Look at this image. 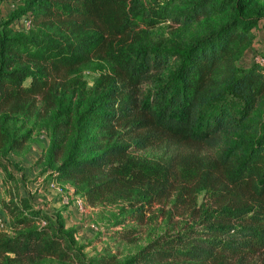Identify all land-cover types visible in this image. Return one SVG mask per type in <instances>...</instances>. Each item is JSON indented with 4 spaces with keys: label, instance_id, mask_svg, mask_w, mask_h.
Listing matches in <instances>:
<instances>
[{
    "label": "trees",
    "instance_id": "1",
    "mask_svg": "<svg viewBox=\"0 0 264 264\" xmlns=\"http://www.w3.org/2000/svg\"><path fill=\"white\" fill-rule=\"evenodd\" d=\"M213 1L197 0L175 14L180 0H23L0 21L4 158L34 134L32 128L10 132L6 122L43 118L50 126L45 166L58 162L51 178L71 184L89 206L117 203L125 210L128 204L134 208L129 218L143 222L154 205L171 202L162 211L177 229L121 264H264V124L255 135L241 131L264 106V68L240 63L255 41L252 29L264 19V5L234 0L231 20L190 41L151 32L168 21L201 20ZM26 15L31 27H16ZM171 58L177 65L168 79L143 95L142 86ZM95 60L111 69L90 90L82 70ZM89 126L101 130L103 142L84 137ZM231 132L235 137L225 141ZM150 147L174 154L165 162L133 154ZM209 148H219L216 157L204 155ZM8 166L0 160L12 183L10 196H0V216L7 222L11 216L21 228L0 233V264H85L77 229L20 193L13 170L19 166Z\"/></svg>",
    "mask_w": 264,
    "mask_h": 264
},
{
    "label": "rangeland",
    "instance_id": "2",
    "mask_svg": "<svg viewBox=\"0 0 264 264\" xmlns=\"http://www.w3.org/2000/svg\"><path fill=\"white\" fill-rule=\"evenodd\" d=\"M196 1L197 0H180L174 13L176 14L186 8H190ZM257 2L264 5V0H252V3ZM20 4L15 3L14 0H2L0 21L7 19ZM213 5L214 7L211 14L203 17L201 20L193 21L190 24H175L172 21H168L152 29V35L155 38L166 36L175 42L190 41L197 35L205 34L209 30H214L218 25L231 20L234 14V0H214ZM215 5L218 9H216ZM14 25L16 27L20 26L17 22ZM252 30L255 35L256 46L253 47L254 41L245 51L244 56L240 60V63L243 65L253 63V58L256 53L263 51L262 47L264 46V40L260 39L259 33L264 31V19L259 21ZM176 65L177 62L174 58H171L164 70L159 75L155 76L152 82L142 86L143 95L151 94L158 84L166 81ZM110 69L111 65L107 61L102 60H95L85 66L82 73L87 87L92 90L98 78L102 74L110 72ZM94 97H96L97 99H94L98 102L100 101L101 104L106 103L105 98ZM246 123H250L251 126H245L241 130L243 135L250 136L259 133L264 124V106L254 110ZM6 127L13 133H23L29 128L34 130V134L22 148L15 150L9 157L5 158L3 154L0 153V160L6 164L8 170H10L8 165L11 163L19 166L18 169L15 167L13 170L19 181L18 186L20 193L27 195L31 198L34 205L45 208L49 213H60L66 220L67 226H73L77 229V242L85 257V264H98L96 263L97 258L101 257H113L111 264H121L125 259L142 249L154 237L172 230L174 225H177V229L178 224H173L162 211V209H170L172 206L171 202L166 206H163V204L154 205L152 211L146 213L143 222L129 218L134 208L130 207L128 204L127 206L125 205L126 209L123 210L121 208L123 205L121 206V204L107 203L83 214L77 213L71 208L64 206L61 201L60 192L49 187L51 171L56 167L58 162L52 163L50 165L51 167H46L44 162L50 137V126L48 121L35 116L19 117L7 121ZM101 134V130L93 126L87 127L84 131L85 138L94 135L97 141L103 142ZM234 137V132H231L225 134L224 139L225 141H230V139ZM87 144L89 145L91 143L89 142ZM218 150L219 148L206 149L204 155L214 158ZM133 154L147 161L165 162L172 157L174 151L168 147H150L147 149L134 150ZM66 185L73 187L71 184L65 183V186H63L65 189H63L64 191L69 190L66 188ZM11 188L12 183L8 175L3 170L0 171V196L2 198L9 197ZM204 200L205 191L200 193L198 204L201 205ZM9 217L10 219L7 224L10 227V234H14L16 229L19 230L21 227L14 226L12 223L13 219L11 216ZM123 220L127 221L123 222ZM178 220L181 221L182 218L176 216L175 221ZM92 224L98 225L100 230L93 231L91 229ZM124 230L129 231L130 234L124 238L116 236L117 232ZM130 230L133 232H130ZM39 264L68 263H62L53 259H45L40 261Z\"/></svg>",
    "mask_w": 264,
    "mask_h": 264
},
{
    "label": "built area",
    "instance_id": "3",
    "mask_svg": "<svg viewBox=\"0 0 264 264\" xmlns=\"http://www.w3.org/2000/svg\"><path fill=\"white\" fill-rule=\"evenodd\" d=\"M23 0H14L15 3L20 4ZM22 29H28L31 27V18L29 15L24 16L22 19H20L17 22ZM263 51H259L256 53V55L253 58V62L257 63L261 67L264 68V46L262 47ZM65 184L51 178L49 182V187L54 188L55 190L60 192L61 201L64 206L71 208L72 210L76 211L77 213L83 214L87 213L88 211H91L94 209V207L89 206L83 197L76 194L73 187H70L69 185H66V188H68V191H64L63 188ZM64 189V190H63ZM46 224L45 221L41 222V225L44 226ZM91 229L93 231H98L99 226L96 224L91 225ZM1 232H7L10 233V227L7 224L6 218L4 216H0V233Z\"/></svg>",
    "mask_w": 264,
    "mask_h": 264
},
{
    "label": "crops",
    "instance_id": "4",
    "mask_svg": "<svg viewBox=\"0 0 264 264\" xmlns=\"http://www.w3.org/2000/svg\"><path fill=\"white\" fill-rule=\"evenodd\" d=\"M259 37H260L261 40H264V31L259 33ZM255 46H256V41L253 44V47H255Z\"/></svg>",
    "mask_w": 264,
    "mask_h": 264
}]
</instances>
